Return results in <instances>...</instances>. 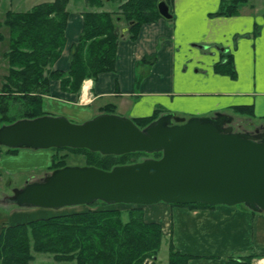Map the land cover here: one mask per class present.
<instances>
[{
  "label": "crops",
  "instance_id": "obj_1",
  "mask_svg": "<svg viewBox=\"0 0 264 264\" xmlns=\"http://www.w3.org/2000/svg\"><path fill=\"white\" fill-rule=\"evenodd\" d=\"M113 1L84 10L110 11ZM116 1L119 6L124 0ZM168 4L172 18L142 24L135 38L126 27L120 29L113 71L84 79L76 95L61 91L58 81L51 82L44 111L82 121L107 107L113 108L107 112L134 119L155 110L182 116L183 109L211 114L249 106L252 115L243 116L264 125V0H248L233 15L214 14L221 0H169ZM84 10H68L66 44L52 69L68 68ZM228 56L234 76L216 68ZM49 107L58 113L48 112ZM34 150L18 149L9 159L12 168L32 167L30 160L38 156ZM143 208L146 220L161 222L162 242L168 240L181 253L192 255L189 264H227L231 257L250 253L256 255L252 264H264V211L244 205L188 207L164 202ZM37 216L48 214L0 204V230Z\"/></svg>",
  "mask_w": 264,
  "mask_h": 264
},
{
  "label": "trees",
  "instance_id": "obj_2",
  "mask_svg": "<svg viewBox=\"0 0 264 264\" xmlns=\"http://www.w3.org/2000/svg\"><path fill=\"white\" fill-rule=\"evenodd\" d=\"M88 1L96 7H102L104 2ZM247 1L221 0L214 14H236L239 6ZM67 2L52 0L35 4L27 11H8L0 22V27L6 26L9 32L5 53L8 68L0 89V119L3 124L45 114L44 96L51 94L53 81L60 83L61 91L76 95L84 79H96L100 73L113 71L119 37L115 34L117 22H127V31L131 38H135L142 24L161 18L157 10L158 0H124L118 6V13L84 10L81 32L70 47L68 68L52 69L66 44ZM3 38L0 32V40ZM216 68L230 76L235 75L229 56ZM112 109L107 107L102 111ZM234 110L252 115L249 106L235 107ZM12 111L15 113L9 115ZM159 114V110H155L152 115L134 118L133 121L144 127ZM51 149L88 154V164L103 169L137 162L149 155L161 156L160 152L103 155L85 148ZM17 150L6 148L5 152ZM141 156L144 158L138 159ZM64 165V160H57L53 154L48 168L52 171ZM126 205L130 207L118 209L112 204L95 201L85 211L52 214L3 226L0 230V264H32V252L48 253L56 261H74L75 264H155L162 242V224L146 220L143 205ZM171 205L214 207L203 203ZM255 257L253 253L231 257L227 264H252ZM191 258L192 255L181 253L169 242L168 264H189Z\"/></svg>",
  "mask_w": 264,
  "mask_h": 264
},
{
  "label": "water",
  "instance_id": "obj_3",
  "mask_svg": "<svg viewBox=\"0 0 264 264\" xmlns=\"http://www.w3.org/2000/svg\"><path fill=\"white\" fill-rule=\"evenodd\" d=\"M157 10L161 17L172 18L165 0L157 2ZM232 121L233 116L223 112L189 118L163 112L139 127L130 117L104 112L82 122L44 114L2 124L0 145L7 148L161 153L111 169L64 165L13 188L6 199L19 207L51 209L102 201L244 204L264 211V128L235 131Z\"/></svg>",
  "mask_w": 264,
  "mask_h": 264
},
{
  "label": "rangeland",
  "instance_id": "obj_4",
  "mask_svg": "<svg viewBox=\"0 0 264 264\" xmlns=\"http://www.w3.org/2000/svg\"><path fill=\"white\" fill-rule=\"evenodd\" d=\"M48 1H52V0H0V22L4 20L5 14L8 11H27L35 4H38L41 2H48ZM115 3H117L116 0L115 2L113 1L112 4H109V7L113 8L110 11L118 13V6H115L114 5ZM66 7L70 12H73V11L80 12L81 10H84L87 8L96 7V5L92 2H89L88 0H68ZM126 23L127 22L125 21L117 22L116 27L120 30L123 27H126L127 25ZM0 32H2L4 36V38L0 40V89H1L3 76L6 74L7 68H8V60H7L5 53L8 50L9 32H8V28L4 25L0 27ZM126 32L128 33V31ZM200 99H203V98L201 97ZM48 112L58 113V111L53 109V107H49ZM215 112H223V113L232 115L233 121L231 125L233 126V129L235 130H246V131L253 132L256 128H259L262 126V125L257 124V120L252 121L251 119L244 117L243 115L245 114H239L238 112L233 111L231 109L226 110V112L218 111V110H216ZM215 112L213 111L211 114H204V113H201L200 111H192L190 109H186V110L183 109L180 115H182V117L189 118L191 116L212 115ZM14 113L15 112L12 111L9 113V115H12ZM67 118H69L70 120L74 122L83 121V120L79 121L80 119L76 117H67ZM2 124L3 122L0 119V126ZM19 149H23V148H19ZM0 151H1L0 153V173H1L0 174V204L1 206L2 205L8 206L9 209L16 208L17 206L13 203L5 202V195L6 194L7 196L11 195L13 188L23 186L26 181L39 180L44 175L49 173L51 170L48 168V166L52 162L53 154L57 160L63 159L66 165H89L88 164L89 163L88 154H85L82 152H74L68 149H60V150L35 149L34 151L35 153H37L38 156L30 160V162H33L34 165L30 168L27 166H23L24 168L21 167V169H18L19 167L12 168L15 165L13 164V162L9 160L10 157H13L15 152L6 153L5 152L6 148L4 146H0ZM49 153H51L50 160L47 159V157L49 156ZM142 158H144V156L138 157V159H142ZM126 160L127 159H125V161ZM98 206L102 207V205H98ZM113 207L118 208V209H128L130 206H127L126 204H114ZM32 208L36 209L37 211L43 212V213L44 211H46L48 215H52V214L69 213V212H76V211H85L89 209L90 206L89 205H73V206H65L60 209H51V208H42V207H32ZM42 215L44 214H39V216H42ZM39 216L37 217L39 218ZM32 254L34 257L32 260V264H75L74 261H56L53 259V256L48 253L32 252ZM167 259H168V240H166V242H162V245L159 248V251L156 256L155 264H168ZM147 264H150V262H148Z\"/></svg>",
  "mask_w": 264,
  "mask_h": 264
},
{
  "label": "flooded vegetation",
  "instance_id": "obj_5",
  "mask_svg": "<svg viewBox=\"0 0 264 264\" xmlns=\"http://www.w3.org/2000/svg\"><path fill=\"white\" fill-rule=\"evenodd\" d=\"M263 126V127H262ZM261 127H259V130L262 131V129L264 128V125H262Z\"/></svg>",
  "mask_w": 264,
  "mask_h": 264
}]
</instances>
